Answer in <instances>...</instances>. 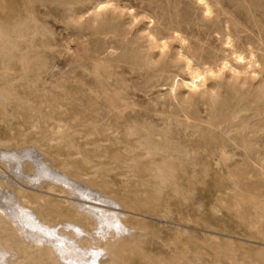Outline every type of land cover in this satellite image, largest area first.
Returning a JSON list of instances; mask_svg holds the SVG:
<instances>
[{
    "label": "rangeland",
    "instance_id": "obj_1",
    "mask_svg": "<svg viewBox=\"0 0 264 264\" xmlns=\"http://www.w3.org/2000/svg\"><path fill=\"white\" fill-rule=\"evenodd\" d=\"M6 30L0 264H264V0H0Z\"/></svg>",
    "mask_w": 264,
    "mask_h": 264
},
{
    "label": "bare ground",
    "instance_id": "obj_2",
    "mask_svg": "<svg viewBox=\"0 0 264 264\" xmlns=\"http://www.w3.org/2000/svg\"><path fill=\"white\" fill-rule=\"evenodd\" d=\"M109 3V2H108ZM108 3H106V2H100L99 4H98V6H97V9H98V11H100V10H103V9H105V8H107V6L109 5ZM111 5V4H110ZM203 10L205 11V13L206 14H211L210 13V7H209V5L207 4V2H205L204 4H203ZM97 12V11H96ZM207 16V15H206ZM208 18V17H207ZM21 26V25H20ZM18 30H17V26H14V28H13V32L14 33H16ZM10 33L11 32H9V31H2V33H1V39H2V41H3V44H4V46L7 48V47H9V46H12V45H14V42L13 41H15V40H12V35H10ZM23 35V34H22ZM18 36H20V35H18ZM178 38V37H177ZM182 43V42H181ZM17 44V43H16ZM230 44V43H229ZM228 44V45H229ZM166 45V44H165ZM17 47V46H16ZM231 47V46H230ZM235 58H236V63H238V65H239V63H241V62H244L245 61V58L242 56V55H238V54H236L235 53ZM249 60V59H248ZM188 63H190V62H188ZM246 64V63H245ZM247 65H249V63L247 64ZM213 67V66H212ZM257 67V66H256ZM32 70V69H31ZM216 70V69H215ZM248 71V70H247ZM209 71H207V73H208ZM189 73H190V75L192 76V80L191 81H187L186 82V85L187 86H193L194 87V84H195V81L198 79V80H200V78L202 77V74H201V72L199 73L198 71H195V70H193L192 68H190L189 69ZM200 83V82H199ZM200 85V84H199ZM192 87V88H193ZM189 89V88H188ZM191 89V88H190ZM4 106V105H3ZM23 139V138H22ZM9 144V143H8ZM0 155H3L4 157L5 156H8V158L9 159H17L18 157H17V155L15 154H9V153H6V152H0ZM20 158H22V157H20ZM116 161V160H115ZM137 161V160H136ZM15 162V161H14ZM133 163V162H132ZM36 164H38V163H36ZM120 164V163H119ZM16 165V164H15ZM19 165V164H18ZM36 167H38V166H36ZM41 167V166H40ZM38 170H39V168H38ZM37 170V171H38ZM40 173L42 174V175H44L45 177L46 176H50V175H54L51 171H49V170H46V169H44V168H42L41 170H40ZM43 176V177H44ZM67 182H69V181H67ZM161 191V190H160ZM27 196V195H26ZM11 197V196H10ZM27 201V203H28V200H26L25 199V201L24 202H26ZM29 201H31V200H29ZM31 203V202H30ZM16 204V203H15ZM13 205V204H12ZM22 205V204H21ZM21 205H19V206H21ZM14 206V205H13ZM18 206V207H19ZM10 208V207H9ZM22 208V207H21ZM11 209H13V208H11ZM11 209H10V211H11ZM19 209V208H18ZM14 211H15V208H14ZM13 211V212H14ZM91 211L93 212V214H95V215H100V216H102V218H104V219H106L108 222H109V218H116L117 219V221H115L114 222V225L115 226H117V228H119V230L120 229H122L123 228V226L120 224V222H119V216L116 214V213H111V212H109V211H104V210H99V209H97V208H92L91 209ZM2 214H4L5 216H6V214H5V212H2V211H0ZM9 212V211H8ZM44 212V211H43ZM54 213V212H53ZM98 213V214H97ZM52 214V213H51ZM8 215V214H7ZM49 215V214H48ZM10 216V218H11V215H9ZM14 218L12 219L11 218V222H14V223H17V225H19V223H22V224H24V225H27V226H29L30 228H32L33 230L34 229H37L38 231H39V233L40 232H42V233H46L47 235H49V236H53L54 235V230H50L49 228H47L46 226H44L43 225V223L41 224L40 222H39V220H37V218L34 216V214L30 211V210H22V211H20V212H18V211H16L15 213H14ZM49 216H51V215H49ZM7 217V216H6ZM13 217V216H12ZM77 217V216H76ZM80 217V216H79ZM80 219L81 220H83V218L82 217H80ZM19 222V223H18ZM110 223V222H109ZM122 226V227H121ZM29 228V229H30ZM32 231V230H31ZM25 233V232H24ZM41 236V235H40ZM38 238H39V236H37ZM44 239H46V238H48V237H43ZM48 240V239H47ZM50 240V239H49ZM33 241V240H32ZM35 241V240H34ZM37 241V240H36ZM42 241V240H41ZM38 244H39V242H38ZM43 244V243H42ZM44 244H47L48 245V243H47V241H46V243L44 242ZM43 244V245H44ZM41 245V244H40ZM44 247V246H43ZM46 247H48V246H46ZM27 248V247H26ZM57 249V248H56ZM58 251H60V252H64V249H62V248H60V249H57ZM126 250H127V248H126ZM119 251V250H118ZM6 253V252H5ZM123 254V253H122ZM3 257V256H2ZM118 259V258H117ZM119 261V260H118ZM158 264H164L163 263V261L162 262H158Z\"/></svg>",
    "mask_w": 264,
    "mask_h": 264
}]
</instances>
